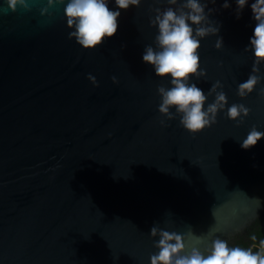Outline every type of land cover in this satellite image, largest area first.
I'll return each mask as SVG.
<instances>
[{
    "label": "water",
    "instance_id": "water-1",
    "mask_svg": "<svg viewBox=\"0 0 264 264\" xmlns=\"http://www.w3.org/2000/svg\"><path fill=\"white\" fill-rule=\"evenodd\" d=\"M252 2L239 19L235 0L207 4L219 32L201 40L206 75L190 82L207 95L219 81L227 104L192 135L159 115L157 87L170 78L142 61L167 0L121 11L116 34L92 51L68 38L64 5L41 16L46 0H28L27 12L0 0V264H150L153 225L191 246L213 234L230 243L263 215L264 138L241 143L253 126L264 132V63L254 91L236 94L254 63L244 51ZM233 103L250 109L239 126L226 116Z\"/></svg>",
    "mask_w": 264,
    "mask_h": 264
},
{
    "label": "clouds",
    "instance_id": "clouds-1",
    "mask_svg": "<svg viewBox=\"0 0 264 264\" xmlns=\"http://www.w3.org/2000/svg\"><path fill=\"white\" fill-rule=\"evenodd\" d=\"M10 12H15L19 6L24 11H30L28 0H4ZM159 3L160 0H154ZM216 0H184L179 7L178 0H167L169 7L161 11L154 9L155 16L149 21L150 27H155L157 35L153 46H146L142 61L154 68L155 76L161 80L170 78V87H157L160 97L158 113L171 121L179 117V125L189 134L195 135L216 123L217 113L224 110L227 104L226 94L221 90L219 81L213 83L207 93L196 83L190 82L205 77L206 72L200 69V42L206 37L217 36L219 26L209 21L212 10L205 11L207 4ZM47 7L41 9V16L48 13L53 6L64 5L63 18L69 29L70 40L84 51H92L100 47L105 39L113 37L118 31V19L121 11L129 7H138L141 0H114L117 10L108 6V0H46ZM236 18H240L249 0H235ZM224 9L230 7L229 0H224ZM151 11V10H150ZM255 28L244 51L251 50L254 63L246 81L237 88V96L241 98L251 94L261 82L259 65L264 63V0H254L250 5ZM50 15V14H49ZM222 38H217L215 49L220 50ZM87 79L95 87L97 81L94 76ZM112 82L117 83L116 78ZM214 96L212 103L205 104L209 96ZM264 96V88L260 90ZM174 109L172 113L170 110ZM250 109L244 104L233 103L227 108L226 116L236 121L237 126L248 117ZM164 124V121H161ZM264 138V132L253 126L241 143L243 150L254 147ZM186 233L159 229L153 225L150 238L158 237L153 247L158 251L150 256V264H264V240H260V248L230 246L228 240L218 235L209 237L208 243L204 237H197L196 246L186 244ZM256 240V236L251 237Z\"/></svg>",
    "mask_w": 264,
    "mask_h": 264
},
{
    "label": "trees",
    "instance_id": "trees-1",
    "mask_svg": "<svg viewBox=\"0 0 264 264\" xmlns=\"http://www.w3.org/2000/svg\"><path fill=\"white\" fill-rule=\"evenodd\" d=\"M255 235L256 240H252L251 237ZM260 240H264V213L256 220L245 233L235 237L230 243V246H241L244 248H249L252 246L260 247Z\"/></svg>",
    "mask_w": 264,
    "mask_h": 264
}]
</instances>
